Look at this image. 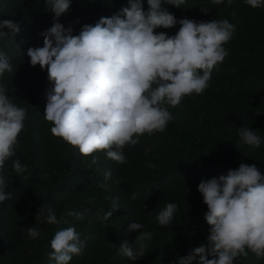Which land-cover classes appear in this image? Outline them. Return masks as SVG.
<instances>
[{
  "label": "trees",
  "instance_id": "1",
  "mask_svg": "<svg viewBox=\"0 0 264 264\" xmlns=\"http://www.w3.org/2000/svg\"><path fill=\"white\" fill-rule=\"evenodd\" d=\"M126 6L128 0H72L59 22L78 35L83 25H94ZM205 6L207 14L201 11ZM143 7L148 10L147 0ZM164 7L178 21L229 20L236 26L224 45L229 55L214 67L203 94L186 96L176 107L167 106L174 119L164 131L140 136L138 144L123 149L125 163L99 151L93 164L92 156H83L78 148L51 134L44 111L53 85L47 70L31 66L27 55L29 48L43 46L41 33L53 25L54 13L46 11L45 0H0V21L11 20L20 27L18 33L0 37V52L13 66L0 83L14 104L28 110L15 155L3 168L5 191L13 199L0 203V264H55L49 260L50 241L59 228L67 227H75L86 241L82 254L73 256L69 264H178L179 257L206 243L209 235L208 209L199 183L227 175L241 163L254 164L264 175V6L252 8L244 0L215 5L212 0H186L181 8ZM179 27L177 23L156 32L174 36ZM242 126L256 131L259 147L240 141ZM17 159L27 166L26 179L12 168ZM150 163L156 167L150 168ZM108 170L112 175L105 180ZM114 200L120 209L105 221L103 216L112 210ZM167 203H176L178 209L169 226H160L156 217ZM45 204L68 223L36 220ZM69 211L77 215L66 216ZM133 222L143 225L141 231L152 233L145 255L134 262L119 254L121 242L131 243L139 234L124 235ZM34 226L42 238H29L26 229ZM234 264H264V257L249 252Z\"/></svg>",
  "mask_w": 264,
  "mask_h": 264
},
{
  "label": "clouds",
  "instance_id": "2",
  "mask_svg": "<svg viewBox=\"0 0 264 264\" xmlns=\"http://www.w3.org/2000/svg\"><path fill=\"white\" fill-rule=\"evenodd\" d=\"M185 2L147 0L149 8L145 11L143 0H128V6L111 17H101L94 25H83L74 35L71 26L65 28L59 22L72 0H45L46 11L54 13V23L41 33L43 46L29 48L27 55L31 66L47 70L53 85L47 92L44 118L52 125L54 137L78 148L83 156H92L93 164L98 162L94 154L99 151L123 164L126 146H135L145 134L164 131L174 119L167 106L176 107L186 96L203 94L214 67L229 55L224 45L231 40L236 26L227 19L178 21L164 7L181 8ZM222 2L212 0L214 5ZM244 2L252 8L264 6V0ZM201 11L207 14L208 8L202 7ZM177 23L180 27L174 36L156 32L158 28H174ZM19 31L17 23L0 21V37ZM12 71L8 58L0 52V77ZM7 91L0 83V203L13 199L12 193L5 191L3 168L15 155L28 111L14 104ZM238 135L243 144L260 146L256 131L242 126ZM149 167L156 165L150 163ZM12 168L27 178L23 176L27 166L19 159ZM111 175L110 170L106 171L105 180ZM101 187L108 190L107 184ZM198 191L207 205L209 235L206 243L179 257L178 264H234L249 252L264 257V175L260 170L254 164L241 163L227 175L201 181ZM118 209L114 200L112 210L103 219L107 221ZM177 209L176 203H167L158 211V224L169 226ZM65 215L77 214L69 211ZM41 217L53 225L68 223L57 218L51 205L38 210L36 220ZM142 228L141 223H131L124 235L139 234L131 243L123 240L119 247V254L133 262L145 255L147 242L152 239V233ZM26 231L33 240L41 237L36 226ZM85 245L75 227L59 228L50 241L49 260L69 264L73 256L82 254Z\"/></svg>",
  "mask_w": 264,
  "mask_h": 264
}]
</instances>
